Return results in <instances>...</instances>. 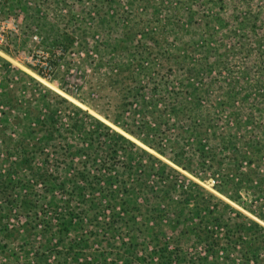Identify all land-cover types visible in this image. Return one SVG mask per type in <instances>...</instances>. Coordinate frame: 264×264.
I'll use <instances>...</instances> for the list:
<instances>
[{
    "label": "rangeland",
    "instance_id": "obj_1",
    "mask_svg": "<svg viewBox=\"0 0 264 264\" xmlns=\"http://www.w3.org/2000/svg\"><path fill=\"white\" fill-rule=\"evenodd\" d=\"M263 211L264 0H0V264H264Z\"/></svg>",
    "mask_w": 264,
    "mask_h": 264
},
{
    "label": "built area",
    "instance_id": "obj_2",
    "mask_svg": "<svg viewBox=\"0 0 264 264\" xmlns=\"http://www.w3.org/2000/svg\"><path fill=\"white\" fill-rule=\"evenodd\" d=\"M32 39L39 44V36L34 33ZM36 50H33L32 54L28 56V61L30 63V68L36 72V75L43 78L46 81H52L56 72L60 69L65 68L63 49L61 47L55 46L54 48H45L38 45ZM62 49V50H61ZM72 71L71 69L69 72ZM66 86L69 91L75 93L78 88L77 84L69 81Z\"/></svg>",
    "mask_w": 264,
    "mask_h": 264
},
{
    "label": "trees",
    "instance_id": "obj_3",
    "mask_svg": "<svg viewBox=\"0 0 264 264\" xmlns=\"http://www.w3.org/2000/svg\"><path fill=\"white\" fill-rule=\"evenodd\" d=\"M55 47V45L54 46H51V48H54ZM158 144H163V142H158ZM157 144V145H158ZM149 147H152L153 148V146L150 144L149 145ZM159 147H161V146H159ZM257 200H254L253 202H256ZM254 212H256V211H254ZM256 215L259 217V218H261L262 220H264V211L263 212H260V213H256Z\"/></svg>",
    "mask_w": 264,
    "mask_h": 264
},
{
    "label": "bare ground",
    "instance_id": "obj_4",
    "mask_svg": "<svg viewBox=\"0 0 264 264\" xmlns=\"http://www.w3.org/2000/svg\"><path fill=\"white\" fill-rule=\"evenodd\" d=\"M39 77V76H38ZM42 81H44V82H46V83H51V82H48V81H46V80H44L43 78H41V77H39Z\"/></svg>",
    "mask_w": 264,
    "mask_h": 264
}]
</instances>
